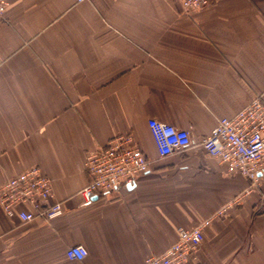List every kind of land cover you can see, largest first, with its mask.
<instances>
[{
  "label": "crops",
  "instance_id": "1",
  "mask_svg": "<svg viewBox=\"0 0 264 264\" xmlns=\"http://www.w3.org/2000/svg\"><path fill=\"white\" fill-rule=\"evenodd\" d=\"M8 1L0 183L39 165L64 211L22 222L0 206V264H145L179 227L206 219L198 264H264V174L251 186L199 144L220 118L264 102V0L191 13L181 0ZM150 119L189 130L192 143L161 156ZM119 134L132 135L149 170L85 201L87 151ZM77 244L82 260L66 254Z\"/></svg>",
  "mask_w": 264,
  "mask_h": 264
},
{
  "label": "built area",
  "instance_id": "2",
  "mask_svg": "<svg viewBox=\"0 0 264 264\" xmlns=\"http://www.w3.org/2000/svg\"><path fill=\"white\" fill-rule=\"evenodd\" d=\"M81 1V0H78ZM215 0H181L187 13L203 9ZM9 5L0 0V19ZM149 128L161 156L185 149L192 143L190 131L179 129L157 119L149 120ZM211 157L224 163L230 172L244 175L251 186L264 174V102L257 96L231 117H222L199 142ZM150 160L134 143L130 134L112 137L106 145L86 153L85 168L89 181L79 194L85 201L112 190L133 186L140 174L149 170ZM243 193L233 197L225 208L241 201ZM0 206L9 217L22 222L36 218L50 221L64 211L63 201L56 197L50 177L39 165L30 166L0 183ZM221 213V212H220ZM206 219L193 227H179L176 239L161 253L150 254L145 264H198L197 252L203 239ZM70 259L82 260L88 254L84 245L69 246Z\"/></svg>",
  "mask_w": 264,
  "mask_h": 264
},
{
  "label": "rangeland",
  "instance_id": "3",
  "mask_svg": "<svg viewBox=\"0 0 264 264\" xmlns=\"http://www.w3.org/2000/svg\"><path fill=\"white\" fill-rule=\"evenodd\" d=\"M242 198H243V197H242ZM242 198H241V201H242ZM241 201H239L238 203H240ZM238 203H236V204H238ZM236 204H234L233 206H235ZM233 206H232V207H233Z\"/></svg>",
  "mask_w": 264,
  "mask_h": 264
},
{
  "label": "water",
  "instance_id": "4",
  "mask_svg": "<svg viewBox=\"0 0 264 264\" xmlns=\"http://www.w3.org/2000/svg\"><path fill=\"white\" fill-rule=\"evenodd\" d=\"M130 187V186H129Z\"/></svg>",
  "mask_w": 264,
  "mask_h": 264
}]
</instances>
